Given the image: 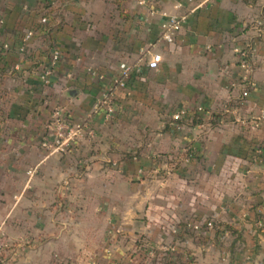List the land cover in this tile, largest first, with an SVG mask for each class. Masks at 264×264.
Returning a JSON list of instances; mask_svg holds the SVG:
<instances>
[{
	"label": "crops",
	"instance_id": "0c3cea01",
	"mask_svg": "<svg viewBox=\"0 0 264 264\" xmlns=\"http://www.w3.org/2000/svg\"><path fill=\"white\" fill-rule=\"evenodd\" d=\"M199 1L0 0V42L8 45L0 57L4 228L25 242H83L71 232L85 226L71 227V217L112 209L116 220L124 188L159 168L154 152L162 150L189 220L150 227V241L170 242L180 264H264V30L255 26L264 25V0ZM169 15L183 17L172 43L160 38ZM28 30L33 34L24 40ZM237 47L248 51L247 71ZM53 48L60 59L43 78ZM148 52L161 56L157 68L147 67ZM121 63L131 70L114 88L115 112L106 120L93 105ZM56 108L71 122L87 119L94 136L49 153L41 142L53 137ZM179 109L185 114L176 122ZM151 137L161 138L160 147ZM223 169L240 189L220 210L216 189L203 191L202 183L217 181ZM220 217L226 222H213ZM104 255L120 261L122 247Z\"/></svg>",
	"mask_w": 264,
	"mask_h": 264
},
{
	"label": "rangeland",
	"instance_id": "374dc122",
	"mask_svg": "<svg viewBox=\"0 0 264 264\" xmlns=\"http://www.w3.org/2000/svg\"><path fill=\"white\" fill-rule=\"evenodd\" d=\"M145 138L150 136L144 137L143 140H146ZM151 138L154 140L153 145L160 147L161 138ZM168 154L162 150L154 152L161 166L153 172L151 170L146 172L143 179L133 181L135 182L133 188L130 184L129 189L124 188L126 191L120 202L124 212L116 220L109 216L115 211L112 209H108V213L101 217H79L82 221H78L75 216L71 217L72 221H68L69 224H73L70 225L71 227L85 226L83 231L71 232L84 238L83 242L80 240V243H73L71 247L55 246L45 237H38V241L35 242H25L18 231H9L6 227L4 228L2 219L0 221V264H180L179 258L174 257L170 242L153 243L147 235V229L150 227L162 228L168 224L175 227L189 220L180 205L183 196L179 191V179H175L172 174L169 175L168 169L164 168L169 159ZM170 155L171 161L178 159V153H170ZM206 180L207 182L202 183L203 191H206L205 186L209 189L211 185L216 189V200L220 210L223 202L237 195L236 192L238 188L240 189L239 185L232 183L234 179L228 178L226 169L221 170L217 181L210 183V179ZM187 182L191 183L190 186L196 184L194 180ZM189 202V200L185 201V203ZM213 222L226 221L220 217L218 222ZM203 223L208 225L211 221L205 220ZM115 227H118L117 231L114 230ZM30 236L32 239L36 238L34 233ZM118 245L122 247L123 258L120 261L109 262L104 251L114 253ZM186 258L190 260V256Z\"/></svg>",
	"mask_w": 264,
	"mask_h": 264
},
{
	"label": "built area",
	"instance_id": "2783aa9c",
	"mask_svg": "<svg viewBox=\"0 0 264 264\" xmlns=\"http://www.w3.org/2000/svg\"><path fill=\"white\" fill-rule=\"evenodd\" d=\"M158 0H137L140 5H148L157 2ZM215 0H200L198 5L205 4ZM51 3H54L55 0H50ZM47 15H42L40 17V23L46 24ZM183 22L182 16L169 15L160 24V38L168 43L174 41L176 32L179 30ZM2 24V18H0V25ZM257 28L264 30L263 22L258 20L255 23ZM33 34V30L26 31L24 40L28 39ZM8 48L7 43L0 42V57L3 52ZM235 51L238 55L239 65L245 71L249 70V61H248V51L245 47H237ZM149 58L146 62L147 67L157 68L158 64L161 61V56L155 52H148ZM60 59V51L56 48H53L50 54L48 69L44 72L43 78L45 75L50 74L51 69H53L57 62ZM131 67L125 63L119 65V71L112 77L111 84L109 87L103 91L100 97L96 100L93 105V110L103 109L104 117L106 120L112 118L115 112V104L113 101V91L115 87L123 86L125 78L128 76ZM91 75L97 79L103 78L102 74L97 73L94 70H89ZM46 81V80H45ZM185 114L184 109H179L172 115L174 121H179L182 116ZM51 120L53 123V137L51 139H45L41 142V146L45 148L49 153L53 152H62L65 151L70 145L75 141L82 138L83 136L93 137L94 129L89 125L87 119H83L78 122H71L67 116L63 113L61 108L54 109Z\"/></svg>",
	"mask_w": 264,
	"mask_h": 264
}]
</instances>
